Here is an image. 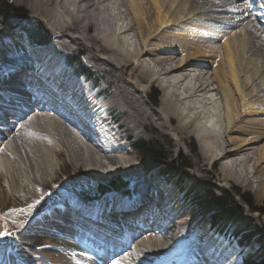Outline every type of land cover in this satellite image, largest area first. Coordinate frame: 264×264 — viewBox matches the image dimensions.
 Masks as SVG:
<instances>
[{"label": "bare ground", "instance_id": "6f19581e", "mask_svg": "<svg viewBox=\"0 0 264 264\" xmlns=\"http://www.w3.org/2000/svg\"><path fill=\"white\" fill-rule=\"evenodd\" d=\"M11 1L43 19L56 39L37 48L19 44L11 35L0 36V119L6 112L20 114L25 106L5 91L13 87L9 82L16 75L28 81L24 84L39 93L37 97L46 100L44 92L50 90L48 96L60 108L57 115L30 108L18 118V127L11 126L0 138V220L19 219L17 212L2 213L6 200L39 196L59 170L60 154H64L75 167L98 179L122 174L132 184L128 191L109 194L94 206L82 207L85 203L76 198L60 201L65 207L85 211L88 218L82 223L87 227L81 224L86 231L101 239L99 229L105 228L112 238H119L121 233L104 222L119 228L125 224L129 230L143 229L142 223L151 222L142 234L130 238V248L116 257V264H205L206 260L208 264H240L235 245L212 232L205 217L194 218L177 190L155 178L161 177L158 171L155 176L153 172L144 175L134 167L127 156L126 130L113 127L116 118L107 114L111 106H120L132 127L176 149L194 138L196 172L220 164L224 184L233 181L263 197L264 20L254 13L256 2L264 10V0ZM117 17L124 26L117 23ZM128 37L134 41L130 43ZM19 50L22 54L12 57L10 52ZM70 50L86 53L98 70L108 72L113 90L107 102L102 104L91 89L81 92L76 78L66 75L58 59ZM21 68L24 71L11 77ZM26 70L41 75V80L36 76L40 88L29 80ZM154 83L163 91L156 110L141 99ZM214 93L217 98L211 100L208 96ZM210 119L215 120L212 125ZM219 131L221 140L215 136ZM248 164H252L251 173L245 171ZM122 194L127 197L119 199ZM56 214L53 211L43 227L42 222L31 221L32 229L22 234L16 250L38 252L40 236L49 239L50 246L36 256L26 252L17 257L2 249L0 264H98L78 245L58 239V232L52 231H68V222L75 223L67 222V217L79 218ZM44 227L52 231L48 236L39 231Z\"/></svg>", "mask_w": 264, "mask_h": 264}, {"label": "rangeland", "instance_id": "374dc122", "mask_svg": "<svg viewBox=\"0 0 264 264\" xmlns=\"http://www.w3.org/2000/svg\"><path fill=\"white\" fill-rule=\"evenodd\" d=\"M0 3H5L19 11H22L27 17L26 20H29V21L31 20V21L40 23L45 28L46 34L50 38L49 43H52L56 39V35H54L55 33H53V31L50 30L48 24L43 19L34 17L32 13L25 6L16 5L11 0H0ZM53 5L56 6L55 3H53ZM73 8L70 7L71 10ZM101 8L103 9V7ZM73 11H75V9H73ZM26 20H22L20 17L13 16L12 14L8 16L7 22L13 26H17V28L12 29L13 30L12 31L10 28H6L5 27L6 23L4 24L0 19V36L11 35L12 39L14 41H17L19 44L22 43L23 45H28V43L26 42L22 34H20V29L25 24ZM117 20H118L117 23L120 26L124 24L120 17H117ZM128 41L132 43L134 40L128 37ZM4 47L8 48V45L5 44ZM32 49H36V48H32ZM23 51H28V47L26 48L23 46ZM10 53H12V57H18L20 56L19 54H22V51L19 50V53L18 52L16 53L15 51L10 52ZM1 54H0V57H1ZM70 54L80 57V60L82 64L85 66V68L88 70L89 72L88 75L90 77H87L86 75H83V76L77 75V73H79V70L75 69V71H72L70 68L64 69L66 75L75 77L74 74H76L77 76L75 77L76 82L80 85L81 92H84L87 90L90 91L89 89H91L90 93L97 95L98 100H100L98 93L101 92V95H105L104 96L105 98L102 99L104 101H102L101 103L107 102V100H109L112 97L111 93L113 90V84L109 83L110 75L108 74V72L107 71L101 72V70H98L92 62H89L86 59L85 57L86 53H80L77 50H70L66 52L65 54H63L58 59L59 64L63 65L64 64L63 62L65 61V57ZM117 74L119 75V73ZM156 85L157 84L154 83V86L149 91L147 97L145 96L142 97L141 95V99L144 102V105L153 110L158 109V106L160 105V102H161V97L163 95L162 89L158 85L157 86ZM208 97L211 98V100H214L217 98V96L215 97V93H214V96L212 94V95H209ZM217 104H220V103L215 102L216 106ZM107 115L112 119L118 118V124H116V127L122 126V130L124 131L126 130L124 132L126 134L124 135L128 136L129 140H142L145 142H152L154 144H157L162 149L164 154L170 158V160L175 161L174 163L177 162V166L179 167V170H176V172L181 173V177H184L185 180L183 179V181L185 182L186 189L197 183L204 184L205 186L210 188L214 194L218 196L228 197L230 198L232 202L237 203L238 205H242V207H244V215H243L242 222L248 226V230L245 231V233L250 234L254 232L255 230H259L261 228L263 219L260 217V215L257 212H252L247 206H244L241 198L242 196L249 195V197L252 200L253 208H259L264 203V196L260 198L256 196L253 192H251L249 188H242L240 185L235 184V182L233 181L224 184L223 175L225 172H223L222 168L220 167V164H216V165L210 164L208 166L206 165L205 170L203 172L201 173L196 172V165H195V159H194L195 152L193 153L192 151L197 148L194 138L189 139L186 145H184V148L176 149L175 147H171L170 145H168V143L164 139L158 138L154 136V134H149V133L145 134V132L140 133L139 131L141 130L139 128L132 127L129 122L127 113L124 110H122L120 106L119 107L111 106L108 110ZM212 120L213 119H210L211 125L215 121V120L214 121ZM206 125H208L207 126L208 128H210L211 126L209 125V123ZM138 133L139 135H137ZM221 133L222 132H220V135L218 133H216L215 135L216 138H218V140H221V137H223ZM127 144L129 148V150L127 151L128 152L127 156H130L133 159L134 167H136L140 173L144 175H148V172H153V176H155L154 173L155 172L157 173L158 171V173H161L160 175L161 177L156 175L155 178L157 180H160V178L164 179V182L165 180H167L169 184H171L172 188H174L175 190L177 188L181 194L179 195L184 197V192L186 190L182 192V189L179 188V186L183 184V182L174 183L173 180H168L167 179L168 177L162 176V172L165 170V166L147 170L143 165H141L142 163L140 162V159L130 148L131 146L129 142ZM60 159L61 161L59 160V170L55 171V176L52 177L53 179L51 178V181H49V183H47L46 185V189L42 190L39 196H36L34 198L32 197H29V198L12 197L6 200L5 204L7 203V205L3 206L2 213L4 214L10 211H12L13 213L17 212L16 214L19 215L20 217L17 221H7L6 223L3 222L4 219L1 218L0 220V250L9 249V252H11L12 254H16L17 257H19V253L23 254L26 252H31V255L36 256V254L39 253L40 251L41 252L42 250L44 251L46 246H50L51 242L49 241V239H47L46 237L40 236L41 238L40 242L37 243V244H40V246L36 247L38 252H36L34 249L33 250L31 249V251H29V248L24 249V250L21 249V251L16 250V248L20 244L21 239L23 238V235H24L23 233L26 231L25 229H26L27 221L33 214L32 212L33 208L36 205H38L40 201L45 197L46 192L47 193L52 192V194L49 197L50 201L51 203H56L60 201L67 202V200H71L73 198H76L79 201H83L85 200V198H83V196L85 195L88 199L91 200L96 197H100L101 195H104L106 193H108V195L118 193L119 191L118 192L117 191H113V192L105 191L103 194L100 193V188L105 187L107 185V182L112 179H120L125 183L127 189L125 188L126 190H124V192L128 191V189L131 188L132 186L130 181L122 177V174H109L108 176H104L98 179L92 172L86 171L82 167H75L72 163H70L67 160L64 154H60ZM181 163H183L187 167L184 169L181 168L180 167ZM262 166H264V164H262L261 167ZM180 169L182 172L180 171ZM245 171H247V173H251L252 164H248L245 168ZM150 175L151 174H149V176ZM153 176L151 175V177ZM72 183H75L77 185H73ZM57 187H60V189L62 190H58ZM117 197L119 199L120 198L125 199L127 196L125 194H122V195H118ZM101 202L102 201H100V203ZM95 204H98V203H94L92 204V206H94ZM187 204L189 205V203ZM81 205L82 207H88V204H81ZM191 207L190 208L188 207V208L192 210ZM195 216L196 215H194V218H197V219L200 218L199 215L196 217ZM201 216H208V215H201ZM35 233L36 232H34V234ZM228 235H230L229 231L227 232L226 236L229 237L230 240L226 242L234 244L235 241L233 240L234 241L233 242L231 237ZM31 243L37 246L35 242L31 241ZM255 250H256L255 243H250L243 251H240V249L235 246L236 256L240 264H244L246 254L253 253Z\"/></svg>", "mask_w": 264, "mask_h": 264}, {"label": "trees", "instance_id": "16d2710c", "mask_svg": "<svg viewBox=\"0 0 264 264\" xmlns=\"http://www.w3.org/2000/svg\"><path fill=\"white\" fill-rule=\"evenodd\" d=\"M9 14L20 17L22 20H26L27 18L22 11H19L5 3H0V19L4 24L6 23L5 27L10 29H15L17 26H13L7 22V17L10 16ZM20 32L31 46H47L50 42V38L46 34L45 28L38 22L26 20L25 24L21 27ZM65 62L73 69L79 70L80 75L90 77L88 75V70L82 64L79 56L71 54L67 55ZM129 144L132 151L140 159V162L142 163L141 165H143L147 170L165 166L162 176L168 177L167 179L173 180L174 183L183 182L179 188L182 189V192L186 190L184 192V197L181 196L184 203L189 207L192 206L191 209L194 211L196 216L199 215V217L206 218L207 225L212 232L225 239L224 236H226L229 231L230 235L228 236L235 241L236 244L234 243V245L236 247L238 246L241 251H243L250 243L256 244V250L253 253L246 254L244 264H264V203L259 208H253L252 200L249 195L242 196L241 200L243 205L247 206L250 211L257 212L263 219L259 230H255L250 234L245 233V231L248 230V226L242 222L244 215V207H242V205L232 202L228 197L214 194L211 189L204 184L197 183L186 189L185 182L183 181L184 177H181V173L176 172V170H179L177 162L174 163L175 161L170 160V158L164 154L162 149L157 144L142 140H129ZM180 167L184 169L187 166L181 163ZM72 184L77 185L75 183ZM125 188L127 189L122 180L112 179L107 182L105 187L100 188V193L103 194L105 191H119L118 193H122L126 190ZM57 189L59 190L60 187H57ZM176 190L180 194L177 188ZM51 194L52 192H46L45 197L33 208L32 212H37L38 210L47 207L51 203L49 198ZM84 197L87 198L86 195ZM187 203H189V205Z\"/></svg>", "mask_w": 264, "mask_h": 264}]
</instances>
